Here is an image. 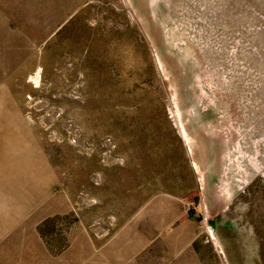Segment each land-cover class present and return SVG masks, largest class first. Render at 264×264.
I'll return each instance as SVG.
<instances>
[{
  "label": "rangeland",
  "instance_id": "1",
  "mask_svg": "<svg viewBox=\"0 0 264 264\" xmlns=\"http://www.w3.org/2000/svg\"><path fill=\"white\" fill-rule=\"evenodd\" d=\"M0 264H264V0H0Z\"/></svg>",
  "mask_w": 264,
  "mask_h": 264
},
{
  "label": "bare ground",
  "instance_id": "2",
  "mask_svg": "<svg viewBox=\"0 0 264 264\" xmlns=\"http://www.w3.org/2000/svg\"><path fill=\"white\" fill-rule=\"evenodd\" d=\"M187 134V133H186Z\"/></svg>",
  "mask_w": 264,
  "mask_h": 264
}]
</instances>
